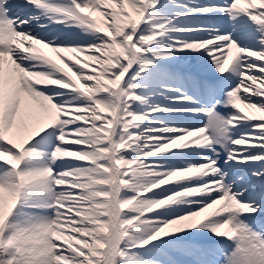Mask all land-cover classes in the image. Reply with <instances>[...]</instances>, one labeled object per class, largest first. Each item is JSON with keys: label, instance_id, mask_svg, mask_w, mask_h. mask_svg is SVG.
I'll use <instances>...</instances> for the list:
<instances>
[{"label": "snow or ice", "instance_id": "6c2138e0", "mask_svg": "<svg viewBox=\"0 0 264 264\" xmlns=\"http://www.w3.org/2000/svg\"><path fill=\"white\" fill-rule=\"evenodd\" d=\"M0 264H264V0H0Z\"/></svg>", "mask_w": 264, "mask_h": 264}, {"label": "bare ground", "instance_id": "6f19581e", "mask_svg": "<svg viewBox=\"0 0 264 264\" xmlns=\"http://www.w3.org/2000/svg\"><path fill=\"white\" fill-rule=\"evenodd\" d=\"M49 55H50L53 59L56 58V54H55V53H49ZM191 139H195V138H191Z\"/></svg>", "mask_w": 264, "mask_h": 264}, {"label": "rangeland", "instance_id": "374dc122", "mask_svg": "<svg viewBox=\"0 0 264 264\" xmlns=\"http://www.w3.org/2000/svg\"><path fill=\"white\" fill-rule=\"evenodd\" d=\"M243 94V93H242Z\"/></svg>", "mask_w": 264, "mask_h": 264}]
</instances>
